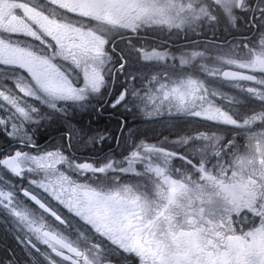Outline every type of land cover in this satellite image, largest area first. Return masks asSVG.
Masks as SVG:
<instances>
[{
  "label": "flooded vegetation",
  "instance_id": "flooded-vegetation-1",
  "mask_svg": "<svg viewBox=\"0 0 264 264\" xmlns=\"http://www.w3.org/2000/svg\"><path fill=\"white\" fill-rule=\"evenodd\" d=\"M235 20L247 23V30H220L214 44L226 51L246 45L261 54L257 62L252 60L254 65L225 66L214 78L228 88L235 107L226 112L236 119L233 125L211 128L220 136L202 138L201 130L190 133L174 123L163 127L165 132L154 130L145 144L141 130L102 132L85 124H79L77 145L69 130H25V142L1 133L0 264H106L112 248L103 238L126 244L129 251L121 264H264V0H245ZM31 21L40 22V16L30 14L29 0H0V70L30 66V44L17 53L13 37L28 43L30 32L42 29ZM58 28L72 47L77 30ZM199 35L200 45L209 42L208 36ZM118 56L121 65L114 71L120 82L102 78L94 101L97 107L104 103L98 111L104 120L128 98V77L143 73L131 72L125 55ZM227 69L245 73L254 83L222 80ZM33 70L38 79L44 78L41 69ZM243 97L250 101L237 105ZM243 112L238 124L236 117ZM50 160L59 176L62 161L87 173L70 174L65 179L69 189L46 192L35 183ZM105 164L111 167L101 170ZM24 191L55 217L33 206ZM98 245H104L103 251Z\"/></svg>",
  "mask_w": 264,
  "mask_h": 264
},
{
  "label": "rangeland",
  "instance_id": "rangeland-1",
  "mask_svg": "<svg viewBox=\"0 0 264 264\" xmlns=\"http://www.w3.org/2000/svg\"><path fill=\"white\" fill-rule=\"evenodd\" d=\"M130 2L134 8L132 15L129 17L126 14L117 15L114 17L116 22L112 23L104 20L90 23L82 19L73 22L68 18L59 17L60 22L75 25L71 28L77 30V40L71 44L72 47L68 43V37L64 41V34L60 33L47 17L51 15L50 18H57L53 3L51 7L45 5L47 16L41 18L42 29L39 32L31 31L28 43L18 36L13 37L17 53L30 44L27 50L30 66L24 71L17 69L18 64L13 65L14 69L6 67L5 70H0V135L3 133L12 141L25 142L27 141L25 130H38L41 125L44 127V123L50 120L49 118L56 119L67 130H73V127L65 122L67 119H64L68 112L73 113L69 107L66 108V105L72 102L78 110H87L93 99L91 96L97 98L98 86L102 80L99 73H102V69L110 61L106 46L114 38L124 34H132L140 29L145 33L146 28L151 29V33H159L157 37L174 42L178 35L177 31L182 30L183 33L178 36L190 35V38H193L198 35L197 32L193 33V30L204 27L201 30L202 34L208 36L209 41L205 45H200L198 39L189 40L180 51L175 49L172 51L169 48L161 51L163 48L166 49L165 45L157 46V50L160 51L150 50L147 54H142L141 61L133 50L129 52V66L132 70L143 72L141 75L147 76L145 79H148L139 82L137 89L130 88L131 100H128L127 104L131 109L133 106L138 107L137 110L142 118L140 121L145 123L142 130L146 135L149 133L150 136L155 135L154 130L165 132L166 127L174 123L180 127L190 128V133L193 130H201L204 134L200 135L202 138H212L220 135L215 133L218 129L211 128L234 124L231 122L236 119L226 113L235 110L233 100L228 96L229 90L220 87L213 80L225 66L249 67L254 65L252 60L257 62L256 57L261 54L246 45H231L226 51L214 44L216 32L231 31L233 26L238 30L239 27L243 28L247 25L235 20L237 0H130ZM30 13L33 14L32 11ZM262 29L264 31V27ZM85 39L89 41L86 44ZM177 40L181 41V38ZM36 42L44 45V49L39 54L34 51L33 43ZM204 46L205 50H201ZM168 58L172 63H166ZM39 61L40 63H37ZM52 66L54 69H51ZM165 67L171 71L170 75L162 77L150 75V69L154 68L158 71L164 70ZM32 69H41L44 78L32 83L28 79V75L33 74ZM71 70L76 74L74 77L76 87L73 89L70 87L72 81H67L70 77H67V74ZM144 83L147 86H143ZM90 84H93L91 88ZM24 85L28 87L22 93L18 86ZM36 90L46 94L50 102L39 103V97L34 94ZM134 90L137 97L132 93ZM228 100L230 103H227ZM249 101L243 97L237 105ZM61 106L62 108L59 109ZM65 108L67 113L64 112ZM62 114L63 120L60 119ZM244 114L243 112L237 115L238 124L245 118ZM168 116H171L170 119H176L155 123L158 118ZM73 118L77 117L73 116ZM227 119H230V122ZM81 120L84 121V117H81ZM257 120L259 117L253 118L254 122ZM85 126H88L86 122ZM142 143L148 142L142 141ZM49 164L50 167H45L46 171L43 176L41 175L40 182L35 183V186L41 185L46 192H52L56 188L69 189V182L65 179H70L72 176L70 174L87 173L85 168L78 169L70 162L62 161L63 173L61 170L59 176L55 173L58 167L54 166L53 160H50ZM107 167L110 168L111 164L103 165L101 170L105 171ZM30 171L33 172V169ZM0 173H2L1 167ZM8 173L14 174L12 171ZM34 177H37V174ZM127 195L130 196L128 193Z\"/></svg>",
  "mask_w": 264,
  "mask_h": 264
},
{
  "label": "trees",
  "instance_id": "trees-1",
  "mask_svg": "<svg viewBox=\"0 0 264 264\" xmlns=\"http://www.w3.org/2000/svg\"><path fill=\"white\" fill-rule=\"evenodd\" d=\"M69 2V1H68ZM71 5L78 4V9L89 15L93 16L95 19H100V20H109L113 18L115 15H120V14H130L132 13V7L129 4L127 0H74L70 1ZM248 22V21H247ZM247 28L243 26L240 31H245ZM153 36H158L154 35ZM158 39V37H157ZM179 39V36L175 38L174 42H172L173 46H178L181 47L180 45L185 44L184 41H178L176 40ZM192 40V39H191ZM190 40V41H191ZM139 41L138 39H135L132 35L131 37H127L126 40L124 39H114L110 41L109 45L107 46V50L112 53L114 57V67H118L121 65V60L119 59V55H125V57L128 56L129 52L131 50L135 51L137 47H139ZM112 68L111 73L108 74V80L110 84L112 82H115V84H118L120 82V76L118 72H115V68ZM107 75V73H106ZM127 85L133 86L134 83L132 81H128ZM138 83H136L137 87ZM113 86H111V89ZM131 100V99H129ZM104 103L99 104V106H95L94 108H89L88 110H84V113L78 112L76 116H78V120H74L78 125L79 124H85L86 122L87 125L90 126L92 130H101L102 132L105 130H122V128H127L128 126L131 125V122H138L142 123L140 120L142 119L139 112H138V107H132L129 108L127 107L128 105V100L125 103V106L123 105L122 107H118L114 110H110L111 113L109 115H112L109 118H106L105 120L101 118L98 114L99 107H104L102 106ZM111 102H109L105 108L106 110L109 108V105ZM127 105V106H126ZM71 110V109H70ZM103 112V111H102ZM104 113V112H103ZM115 113V114H112ZM122 114V116L120 115ZM80 115V116H79ZM75 116V114H74ZM81 117H84L85 121L81 120ZM114 117V118H113ZM46 123H44V130H62L63 127L62 125L53 118H49ZM88 129V130H91Z\"/></svg>",
  "mask_w": 264,
  "mask_h": 264
},
{
  "label": "clouds",
  "instance_id": "clouds-1",
  "mask_svg": "<svg viewBox=\"0 0 264 264\" xmlns=\"http://www.w3.org/2000/svg\"><path fill=\"white\" fill-rule=\"evenodd\" d=\"M27 87V85L18 86L22 93H24V90ZM34 94L39 97V103L47 104L50 102L46 94H44L42 91L36 90ZM53 215H55V213H53ZM103 239L107 240V244L112 248L110 254L105 256L106 264H121V257L129 251L126 244L122 241L120 245H115L111 240H108L107 238ZM98 247L101 249V251H103L104 245H98Z\"/></svg>",
  "mask_w": 264,
  "mask_h": 264
},
{
  "label": "water",
  "instance_id": "water-1",
  "mask_svg": "<svg viewBox=\"0 0 264 264\" xmlns=\"http://www.w3.org/2000/svg\"><path fill=\"white\" fill-rule=\"evenodd\" d=\"M243 0H239L238 2V8H240L241 4H242ZM222 78L224 80L227 81H248L250 82V77H248L247 75H244L242 73H238V72H234V71H226L222 74ZM31 201L33 200L32 198H29ZM35 206H37L38 208H40L41 210L48 212V210L42 206L41 204H39L38 202L34 201Z\"/></svg>",
  "mask_w": 264,
  "mask_h": 264
},
{
  "label": "snow or ice",
  "instance_id": "snow-or-ice-1",
  "mask_svg": "<svg viewBox=\"0 0 264 264\" xmlns=\"http://www.w3.org/2000/svg\"><path fill=\"white\" fill-rule=\"evenodd\" d=\"M121 99H123V97H121ZM119 102V101H118Z\"/></svg>",
  "mask_w": 264,
  "mask_h": 264
}]
</instances>
